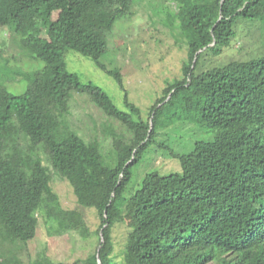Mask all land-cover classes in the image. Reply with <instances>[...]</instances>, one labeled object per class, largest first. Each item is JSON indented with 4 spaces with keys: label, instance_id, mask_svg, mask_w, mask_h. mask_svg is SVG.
Instances as JSON below:
<instances>
[{
    "label": "trees",
    "instance_id": "1",
    "mask_svg": "<svg viewBox=\"0 0 264 264\" xmlns=\"http://www.w3.org/2000/svg\"><path fill=\"white\" fill-rule=\"evenodd\" d=\"M169 3L171 36L196 59L142 120L119 70L101 61L116 22L135 15L133 0H0V27L8 26L11 47L43 64L18 74L26 82L20 94L0 84V264H66L45 249L29 250L42 208L48 236L81 240L87 255L73 264H264V56L195 74L201 56L228 47L239 20L255 28L251 38L263 39L264 0H162L161 6ZM68 51L113 78L129 111L71 74ZM73 93L86 95L123 129L108 127L106 151L66 126ZM174 120L195 121L212 136L186 154H168L179 172H150L129 188L157 131ZM51 172L71 187L77 209L62 208ZM127 205L133 227L117 261L111 232L124 222ZM80 208L94 212L96 230Z\"/></svg>",
    "mask_w": 264,
    "mask_h": 264
},
{
    "label": "rangeland",
    "instance_id": "2",
    "mask_svg": "<svg viewBox=\"0 0 264 264\" xmlns=\"http://www.w3.org/2000/svg\"><path fill=\"white\" fill-rule=\"evenodd\" d=\"M135 15L118 20L107 41V54L101 61L109 69H117L122 76V83L128 101L140 112L142 120L148 118L149 109L163 95L167 84L182 82L188 67H193L196 57L182 43L176 45L173 37L174 28L171 25L170 3L161 6L162 0H133ZM236 35L230 40L228 47L222 49L220 55L212 57L203 55L198 59L195 74L214 67H223L232 61L247 62L264 56V37L258 35L251 38L255 28L243 20L236 23ZM244 30L249 32L247 36ZM8 26L0 27V84L10 93L20 94L26 88L21 72H30L43 67L42 62L21 55L19 49L11 47L15 40L9 33ZM193 58V59H192ZM67 70L76 75L83 84L92 83L105 91L115 106L126 110L123 104V92L113 78L99 70L93 62L81 55L68 51L65 55ZM19 76V77H18ZM70 112L66 117V126L76 132L86 141L95 140L102 148L107 149L109 135L108 127L117 134L123 129L117 122L108 120L86 95L73 93L69 101ZM164 122V115L159 118ZM106 130V131H105ZM212 132L203 130L197 122L183 123L174 120L167 129L158 130L146 152L141 156L139 164L133 171V179L129 188L138 185L140 179L147 173L158 172L161 175L180 171L179 162L168 156L170 153L186 154L192 150L198 140H207ZM105 142H108L105 147ZM38 156L44 166L48 167L46 155L37 149ZM51 187L62 208L77 209L76 198L71 187L51 172ZM135 181V184H134ZM130 190V189H129ZM127 190L124 197L129 194ZM46 204V203H45ZM39 210L37 234L29 245L30 252L46 250L54 262L73 264L79 258H85L87 253L81 248V240L69 239L67 235L48 236ZM91 231L96 230L98 220L90 209H79ZM133 227L130 206L125 207L124 222L117 224L111 232L113 253L120 261L128 232Z\"/></svg>",
    "mask_w": 264,
    "mask_h": 264
}]
</instances>
